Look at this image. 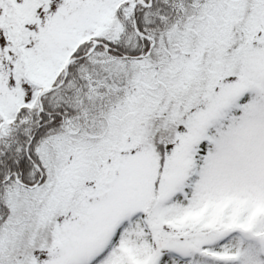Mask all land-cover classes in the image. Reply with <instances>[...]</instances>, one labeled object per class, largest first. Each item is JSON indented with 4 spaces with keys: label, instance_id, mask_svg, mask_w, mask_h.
<instances>
[{
    "label": "snow or ice",
    "instance_id": "snow-or-ice-1",
    "mask_svg": "<svg viewBox=\"0 0 264 264\" xmlns=\"http://www.w3.org/2000/svg\"><path fill=\"white\" fill-rule=\"evenodd\" d=\"M0 264H264V0H0Z\"/></svg>",
    "mask_w": 264,
    "mask_h": 264
}]
</instances>
